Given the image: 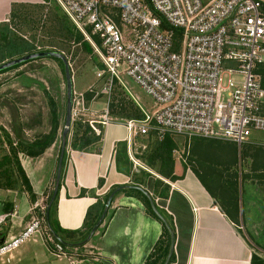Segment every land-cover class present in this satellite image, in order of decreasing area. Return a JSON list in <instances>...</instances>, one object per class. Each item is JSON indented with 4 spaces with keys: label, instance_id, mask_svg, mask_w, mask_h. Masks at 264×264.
<instances>
[{
    "label": "built area",
    "instance_id": "built-area-1",
    "mask_svg": "<svg viewBox=\"0 0 264 264\" xmlns=\"http://www.w3.org/2000/svg\"><path fill=\"white\" fill-rule=\"evenodd\" d=\"M54 2L98 56L100 94H111L121 83L119 69L126 67L122 74L155 102L151 114L141 110L142 120L123 121L130 162L137 137H200L241 147L252 132L264 133V0ZM85 99L73 91L71 123L86 111ZM99 118L104 127L115 121L107 111ZM90 127L98 135L97 127ZM175 154L187 164L188 152ZM45 212L46 207L30 208L23 232L0 240V256L36 235L54 242ZM5 222L0 217V229ZM54 246L67 257L63 245L55 241Z\"/></svg>",
    "mask_w": 264,
    "mask_h": 264
},
{
    "label": "crops",
    "instance_id": "crops-1",
    "mask_svg": "<svg viewBox=\"0 0 264 264\" xmlns=\"http://www.w3.org/2000/svg\"><path fill=\"white\" fill-rule=\"evenodd\" d=\"M25 3L36 4L35 0H8L3 10L8 8L9 11L10 5ZM126 138L124 122L113 121L103 126L99 140L86 149H73L67 143L53 211V219L61 231H83L85 223L88 226L99 204L113 188L136 183L149 194L155 206L172 219L174 261L171 264H264V241L253 243L242 234L248 228L253 238H259L264 231V214L262 212L257 221L249 220L248 224L241 220L235 206V186L225 182L222 172L201 174L194 164L179 162V169L174 164L175 181L151 174L143 183L139 180L140 174L134 177L138 171L131 168L126 157L127 162H124L125 154L121 150ZM55 148L53 144L34 158L19 153L18 162L31 191L25 190L19 206H14L9 199L1 205L0 217L5 216L6 222L0 229V240H10L22 233L31 217L30 208L40 207L43 198L53 191L59 157ZM115 148H121L116 155L113 154ZM218 168L234 169L215 166L211 170H220ZM157 179L169 187L166 198L155 196ZM163 192L164 188L160 187L158 195ZM35 215H40L38 208ZM230 217L238 219L239 224ZM163 240L161 223L148 213L141 198L120 191L112 199L107 218L86 245L91 257L80 264H145Z\"/></svg>",
    "mask_w": 264,
    "mask_h": 264
},
{
    "label": "rangeland",
    "instance_id": "rangeland-1",
    "mask_svg": "<svg viewBox=\"0 0 264 264\" xmlns=\"http://www.w3.org/2000/svg\"><path fill=\"white\" fill-rule=\"evenodd\" d=\"M7 2L8 0H0V25L8 26L13 34L11 38L24 39L40 52L51 51L63 54L71 72L73 91L84 93L85 96L92 95L89 101L85 99L86 111L71 123L70 133L67 136L68 144L79 139L86 126L98 127V122L101 121L99 117L106 111L109 117L119 122L129 120L125 118V114L132 115L135 110L140 112L142 110L146 114L154 111L156 105L151 97L130 78L122 74L126 67L119 69L121 83L115 84L111 94L109 96L100 94L103 82L97 80V72L101 67L99 58L86 41L84 47L74 44L73 40L66 39L64 35L56 34L61 30V21L66 23L68 29L73 30V25L54 0H35L36 4L32 5L13 4L10 5L9 11L8 8L3 10V5ZM223 78L226 82L229 77L224 76ZM90 88L94 90L93 94L88 93ZM49 98L57 105L59 129L53 144H55L56 152H59L66 103V85L60 64L51 59H38L0 75V161L2 157L11 153L5 135H8L16 147L19 142L30 144L49 133L51 128ZM96 121L97 123H94ZM171 137L177 144L176 151L179 155L182 156L187 152L190 154V157H187L189 158L186 161L187 164H194L201 174L222 172L224 175L221 177L225 182L232 187L235 186V206L239 210L241 220L244 219L246 224L249 220H259L262 212L264 214V194L259 192V190L264 192V171L252 168L253 165L264 163V133L252 132L247 142L241 147L223 140L200 137L187 139L176 135H171ZM156 141L158 140L149 135L137 137L133 142L130 157L134 163L129 162L132 164L131 168L138 171L134 173V177H139L140 174L139 180L142 182L151 174H157L159 169L157 160L149 161ZM120 149L117 148V151ZM10 157L11 164L8 168L14 170L11 180L16 182V185L14 191L0 189V207L7 199L13 201L14 206H19V199L25 193L11 154ZM125 157L124 162L126 163ZM174 158L176 168L179 169L181 161L177 154ZM127 159L129 160L128 155ZM215 166H232L234 169L211 170V167ZM205 177L206 175H203V178ZM46 201L47 197H44L40 205L46 207ZM242 234L253 243L264 241V231L259 238H253L248 228H245ZM50 235L52 236L51 233ZM60 236V240L65 243H72L76 240L62 234ZM52 238L55 242L56 239L53 236ZM54 242L45 235H36L18 249L0 256V264H80V261L85 262L86 258L91 257V254L87 253L86 246L76 249L64 246L67 255L64 258L57 254Z\"/></svg>",
    "mask_w": 264,
    "mask_h": 264
},
{
    "label": "trees",
    "instance_id": "trees-1",
    "mask_svg": "<svg viewBox=\"0 0 264 264\" xmlns=\"http://www.w3.org/2000/svg\"><path fill=\"white\" fill-rule=\"evenodd\" d=\"M60 24H61L60 25L61 30L59 32L57 31V33H56V34H58V36L64 35L66 39L73 40L74 44L84 46V47L86 46V43L83 39V36L81 35V33L79 31H77L75 29V27H72L73 30H71V29L67 28L65 22L61 21ZM11 36H13V34L8 29V26L4 25V24L0 25V65L5 63V62L24 57L26 55H30V54H34V53H40V51L36 50V48L30 42H28L24 39L15 40V39L11 38ZM45 59H51V60L58 62L63 69V63L59 59H57V58H45ZM32 61H36V60L27 61V62L21 63L19 65H16L12 68L3 70L0 72V75L4 74L10 70L18 69L19 67H21V66H23L29 62H32ZM263 71H264V68H263ZM63 75H64V69H63ZM64 80H65V77H64ZM91 97H92V95H86V100L89 101L91 99ZM49 106H50V114H51V128H50L49 133L47 135H45V137H42L41 139L35 140L34 142H32L30 144H25L23 142H19L16 144V147H15L14 143L11 142L10 139L8 138V135H5L7 138V145L10 147V151H11L10 154H11L12 158L14 159V164L16 165V170L20 175V180L22 181V185H23L24 189L27 190L28 192L31 191V188H30L28 180L26 179V176L23 173V171L20 167V164L18 162V155H19V153H23L26 156L31 157V158L38 157V156L42 155L44 153V151L46 149H48L55 142V140L57 138L58 129H59V118H58V114H57V105L51 98H49ZM123 114H125V112ZM125 116H126L125 117L126 119H134V120H142L143 119L142 113L138 110L137 111L135 110L134 114H132V115H130V114L126 115L125 114ZM98 126H99V127H97V129L99 131L98 135L93 131V129L91 127L86 126V129H85L84 133H82L81 137H79V139L73 140V143H70L71 147L73 149L83 150V149H86L89 145H91L92 142H94V141L97 142L102 135V129H103L102 126H100V125H98ZM176 149H177V144L174 142L171 135H166L163 140L155 142L153 154L151 155V157H149L150 158L149 161L150 160L151 161L157 160L159 162V169L157 171V175L161 179H164V180H167L170 182L175 181L176 177L173 175L174 164H175V158L173 156V151H175ZM121 151L123 154H125V156L127 158L126 145L124 148L122 147ZM10 154L2 157V159L0 161V189L1 190H14L15 185H16V182L11 180V176H12V173H14V170H11L8 168L11 164ZM116 154H117V152H116ZM188 156L190 157V154ZM188 159H187V161H188ZM64 160H65V153H64L63 162H62V169H63L64 163H65ZM148 164L150 165V163H148ZM190 164L191 163H189L188 165H190ZM259 164L260 165H256V166L253 165L252 169L257 170V171H264V163H259ZM212 174H214V173H212ZM259 177H263V176L259 175ZM61 179H62V171H61L60 182H61ZM155 185H156L155 196L166 198L167 197V191H168L169 187L167 185H165V183H163V181L160 179L156 180ZM138 186L139 185L135 183V187H138ZM160 187L164 188V192L160 193L158 195V190L160 189ZM117 188L118 187L113 188L109 192V194H107V196L105 197L104 202L102 204H99V206L97 208L96 216L94 218H92V220L88 224V226H86V223H85V225L83 227L84 230L78 231L76 233H65L64 231H61L59 229L57 223L53 219V211H54V206H55L56 198H57V195H56V198H55L53 204L51 205V207L49 209V226H50L52 232L59 238H61V236H60L61 234L63 236L70 237L71 239L72 238L75 239L76 236L80 237V238L76 239L74 242L69 243V244L80 243L83 240H85L86 237L88 236V234L90 233L91 229L94 227V225L98 221V219H99V217L103 211L104 204H105L108 196ZM121 193H124V194L125 193H134V194L138 195V197H140L142 202L145 204L148 213L153 218H155L157 221H159L161 223V225L163 227L164 240L159 242V244L157 245V247L155 248V250L153 251L151 256L148 258V260L146 261L145 264H156V262H158V261H161V263H163L167 254H168L169 246H170V235H169L168 229L165 227V225H163V223L152 212L148 199L141 192H139L137 190H123V191H121ZM51 196H52V192L47 196L46 207H47V205L51 199ZM153 203H154V201H153ZM156 210L163 217V219L165 220L169 230H171L173 232V236H174V225H173L172 219L167 217V215L165 213H163L162 211H160L157 207H156ZM4 211L7 213L9 212V210L7 208H5ZM87 218H88V213H87ZM106 218H107V216H106ZM230 219L232 221L236 222L237 224H239L238 219L233 218V217H230ZM163 245H164V249L162 248ZM173 261H174V253H172V255H171L169 264H171Z\"/></svg>",
    "mask_w": 264,
    "mask_h": 264
},
{
    "label": "water",
    "instance_id": "water-1",
    "mask_svg": "<svg viewBox=\"0 0 264 264\" xmlns=\"http://www.w3.org/2000/svg\"><path fill=\"white\" fill-rule=\"evenodd\" d=\"M44 58H57L63 63L65 85H66L65 117H64V126H63L62 133H61V146H60V151H59V157H58V163H57V168H56V175H55V181H54V187H53V191H52V196H51V199H50V201H49V203H48V205L46 207V212H45V219H46L47 228H48L49 232L52 234V236L56 239V241L59 244L65 246V247L74 248V249L79 248V247H84L90 242V240L92 239V237L94 236L96 231L100 228V226L104 222V220H105V218L107 216V213H108V210H109V207H110V204L112 202L113 197L117 193L122 191V190H126V189L137 190V191L141 192L148 199L152 212L157 216V218L168 229V232H169V235H170V246H169L168 254H167L163 264H169L171 255L173 253V245H174L173 232L171 230H169L165 220L157 212L155 204L153 203V199L149 196V194H147L140 187L120 186L117 189H115L108 196V198H107V200H106V202L104 204L103 211H102L98 221L96 222L94 227L91 229V231L88 234V236L86 237V239L83 240L82 242L74 243V244L65 243V242L61 241L60 238L57 237L52 232V230H51V228L49 226V209H50L51 205L53 204V202H54V200L56 198V195L58 193V189H59V186H60L62 162H63L64 153H65L66 147H67V136L70 133V126H71V105H72L73 87H72V78H71V72H70V69H69V65H68V62H67L66 58L63 56V54L58 53V52L44 51V52H40V53H34V54L26 55L24 57H21V58L12 60V61L5 62V63L0 65V72L3 71V70H6V69L12 68V67H14L16 65H19L21 63L27 62V61L37 60V59H44Z\"/></svg>",
    "mask_w": 264,
    "mask_h": 264
}]
</instances>
